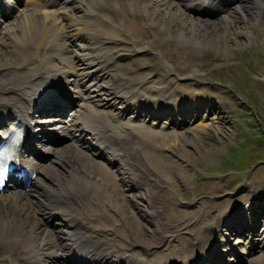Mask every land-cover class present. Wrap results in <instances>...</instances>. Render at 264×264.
<instances>
[{
    "label": "bare ground",
    "instance_id": "obj_1",
    "mask_svg": "<svg viewBox=\"0 0 264 264\" xmlns=\"http://www.w3.org/2000/svg\"><path fill=\"white\" fill-rule=\"evenodd\" d=\"M16 1L21 5L9 9L0 0V125L4 127L0 139L21 122L26 138L28 129L42 130L49 143L46 148L42 145L45 156L30 158L29 153L27 158L25 152L31 147L23 142L19 163L36 178L28 189L17 187L23 184L17 178V186L0 193V264H65L67 257L75 256L85 261L71 264H94L83 255H73L79 250L107 264H177L180 261L174 259L190 261L203 252L201 243L211 242H238L239 251L247 255L246 264H264L263 255H253L264 248V221L251 218L245 226L239 213L214 214V221L210 215L198 236L193 234L185 242L167 235L170 229L160 231L163 225H173V217L162 223L170 192L165 176L157 172L165 175L171 168L187 173L189 167L173 156L188 155V144L201 154L199 144L207 132L203 123L207 117L219 118V111L206 92L188 99L189 103L174 90L149 86L146 76L132 73L137 59L132 65L122 58L159 49L166 58L172 56L180 76L196 77L184 59L200 54L185 52L165 36H177L198 51L224 42L229 52L231 42L237 43L239 37L255 40L256 31L263 28L264 0ZM68 109L77 111L75 116L68 117ZM50 113L56 118L40 119ZM162 117L160 125L156 119ZM190 120H200L202 129H165ZM146 144L148 149L143 148ZM260 199L244 201L249 217L264 204ZM194 202L195 198L190 204ZM130 210L141 223H135ZM179 214V220L195 218L188 210L179 209ZM179 220L172 232L178 228L191 234L190 226ZM127 224L133 234L122 230ZM141 247L150 252L142 253ZM154 248L158 250L152 252ZM130 249L137 250L129 254L138 256L135 262L122 258ZM192 264L198 263L194 259Z\"/></svg>",
    "mask_w": 264,
    "mask_h": 264
},
{
    "label": "rangeland",
    "instance_id": "obj_2",
    "mask_svg": "<svg viewBox=\"0 0 264 264\" xmlns=\"http://www.w3.org/2000/svg\"><path fill=\"white\" fill-rule=\"evenodd\" d=\"M10 2L18 5L16 0H11ZM210 18L215 19L214 16ZM262 27L261 30L258 29L256 31V38L252 42L243 37H239L237 43L231 42L229 52H226L227 46L224 42L216 43L220 44L218 47L215 46L217 48H206L205 50L201 49L198 51L190 42L182 41L177 36L166 35L165 38L173 44L182 47L185 52H189L192 55L195 52L200 54V57L194 56L187 60L184 59L185 62L192 65L193 71L198 75L196 77H192L191 75L180 76L174 70L172 56L166 58L164 53L162 54L159 49H152L150 52L143 54L140 52L136 57H132V59H129L127 55L122 56L128 62L137 59L136 61L139 64H135V60L131 63L132 65L135 64L136 67L135 72L132 71V73L134 77H140L139 75L146 76L149 80L147 83L149 86L161 87V89L166 91L170 89L171 91L174 90V93H177L178 96H185L184 99L187 101L188 99H195L196 96L201 97L206 92L210 94L209 97H212V104L216 108L218 107L219 113L217 116L219 118L215 120L207 117L204 121L203 125H206L205 127L203 126L204 133L207 132L204 134L203 142L199 144V147L203 145L202 150L205 149V153L210 149L206 155L212 156V159L207 157L204 152L202 153V150L200 154V150L196 146L193 147L188 144L185 146L189 151L186 150L189 153L188 155L185 157L177 156V154L173 156L177 160V163L180 162L187 169L189 167L188 174L186 172L180 173L176 169L167 167L165 175L157 172L158 176H165L164 183H167V185H164L170 192V198L167 201L170 207L165 210L163 222H161L167 223L173 217V225L166 228L163 225L160 231L162 232V230L166 229L168 233L170 229V233L167 235L172 238L177 236L175 237L176 242H185L193 234L198 236L202 230L201 223L206 221L212 214L211 220L214 221V214H227L230 211L233 213L239 208H243L244 211L240 213L242 220L240 223L245 222L243 224L246 226L251 218L255 222L264 221V215H261L264 211V204L259 207L256 206L252 212V217H249L247 215L248 212H246V203L244 202L255 200L253 202L255 203L257 199L260 201H262L260 198L264 199V23ZM128 38L131 39L130 37ZM129 44L131 43L129 42ZM126 47L129 49L130 45ZM154 93L155 91L151 92V94ZM201 102L206 103L208 101L203 100ZM147 106L150 107L151 104L148 103ZM186 116H188V113ZM211 116H214V114ZM44 117L46 118L47 116ZM148 118L150 119V116ZM156 120L162 125L165 118L162 117ZM170 125V127L165 128L167 131H185L189 130L190 126H200L202 129L200 120H190L183 125ZM61 137L59 135V138ZM88 142H90L89 139ZM149 146V144H146L143 145V148L148 149ZM154 155L152 159H155ZM205 178L208 179L205 180ZM208 180H212V184L207 183ZM243 190H247V192ZM249 192L251 195L245 199V195ZM182 196L188 201V205L185 204ZM193 198L197 202L190 204ZM179 209L188 210L195 217L180 219L183 226H190L187 231L191 232V234H184L185 230L178 228L175 232H172L173 227L179 225L177 222L181 218ZM130 211H132L130 212L131 215L132 213L134 214L132 216L135 223H141L135 216L134 211ZM144 214L146 215L145 212ZM190 223L193 224L190 225ZM129 227L130 225L127 224L122 230L133 234V231L129 230ZM249 233L247 236H250ZM114 237L118 238L117 235H114ZM120 240L122 239L119 238ZM122 241L127 242L126 240ZM151 241H153V238H150ZM130 250L137 251L136 249ZM140 250L144 252L143 247ZM156 250L158 249L154 248L152 252ZM255 255H258V258H263L264 250L259 249Z\"/></svg>",
    "mask_w": 264,
    "mask_h": 264
},
{
    "label": "snow or ice",
    "instance_id": "obj_3",
    "mask_svg": "<svg viewBox=\"0 0 264 264\" xmlns=\"http://www.w3.org/2000/svg\"><path fill=\"white\" fill-rule=\"evenodd\" d=\"M6 150L3 148V146H0V182L3 181L4 175L6 174V167L3 165L2 158L5 155Z\"/></svg>",
    "mask_w": 264,
    "mask_h": 264
}]
</instances>
